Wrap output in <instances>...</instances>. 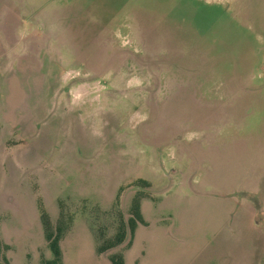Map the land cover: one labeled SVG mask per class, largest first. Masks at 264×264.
<instances>
[{
  "label": "rangeland",
  "instance_id": "374dc122",
  "mask_svg": "<svg viewBox=\"0 0 264 264\" xmlns=\"http://www.w3.org/2000/svg\"><path fill=\"white\" fill-rule=\"evenodd\" d=\"M43 215L60 264H264V0H0V261Z\"/></svg>",
  "mask_w": 264,
  "mask_h": 264
},
{
  "label": "trees",
  "instance_id": "16d2710c",
  "mask_svg": "<svg viewBox=\"0 0 264 264\" xmlns=\"http://www.w3.org/2000/svg\"><path fill=\"white\" fill-rule=\"evenodd\" d=\"M131 211L133 216L130 217L128 221V227H129V232L131 233L133 226L135 225L134 218L140 219V213H139V198L136 195L133 198L132 206H131ZM46 228H45V236L49 242V245L53 251L54 258L52 260H45L43 263L44 264H60V248H59V237H60V231L57 233H53V231L49 228V220L48 218L43 215ZM127 234V226L123 222V220H120L116 232L111 236L107 237L101 240L99 244V250L100 251H105L109 248L116 247L120 243H122L126 237ZM110 260L112 264H124L123 256L120 252H114L110 254ZM0 264H8L7 260H2L0 261Z\"/></svg>",
  "mask_w": 264,
  "mask_h": 264
}]
</instances>
